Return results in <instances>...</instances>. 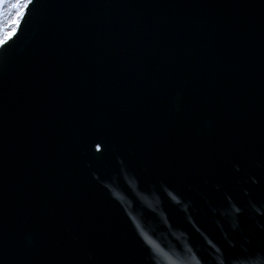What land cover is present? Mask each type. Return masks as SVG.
I'll return each mask as SVG.
<instances>
[{
  "label": "water",
  "instance_id": "1",
  "mask_svg": "<svg viewBox=\"0 0 264 264\" xmlns=\"http://www.w3.org/2000/svg\"><path fill=\"white\" fill-rule=\"evenodd\" d=\"M262 238L264 0H31L0 47V264Z\"/></svg>",
  "mask_w": 264,
  "mask_h": 264
},
{
  "label": "snow or ice",
  "instance_id": "2",
  "mask_svg": "<svg viewBox=\"0 0 264 264\" xmlns=\"http://www.w3.org/2000/svg\"><path fill=\"white\" fill-rule=\"evenodd\" d=\"M30 4L31 0H0V47L16 34ZM221 256L222 264H264V238L259 244L226 246Z\"/></svg>",
  "mask_w": 264,
  "mask_h": 264
}]
</instances>
